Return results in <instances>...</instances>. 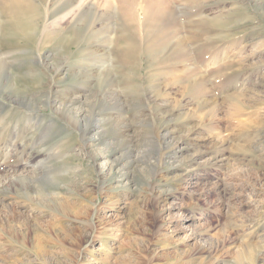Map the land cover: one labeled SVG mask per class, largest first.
Instances as JSON below:
<instances>
[{
	"label": "rangeland",
	"instance_id": "obj_1",
	"mask_svg": "<svg viewBox=\"0 0 264 264\" xmlns=\"http://www.w3.org/2000/svg\"><path fill=\"white\" fill-rule=\"evenodd\" d=\"M120 1L0 0V264H264V0Z\"/></svg>",
	"mask_w": 264,
	"mask_h": 264
},
{
	"label": "bare ground",
	"instance_id": "obj_2",
	"mask_svg": "<svg viewBox=\"0 0 264 264\" xmlns=\"http://www.w3.org/2000/svg\"><path fill=\"white\" fill-rule=\"evenodd\" d=\"M114 1V0H113ZM116 1V0H115ZM131 0H121L120 1V8H118L120 10V13L124 16H126L127 14H130V10L128 11L129 8V4H130ZM140 6V5H139ZM115 7V6H114ZM117 4H116V8H117ZM151 7H157L158 9L165 11V9L167 8V4H166V0H145L144 2V6L141 7L143 10V13L147 12L149 10V8ZM125 18V17H123ZM130 19V18H129ZM126 20V19H125ZM104 186V185H103Z\"/></svg>",
	"mask_w": 264,
	"mask_h": 264
}]
</instances>
